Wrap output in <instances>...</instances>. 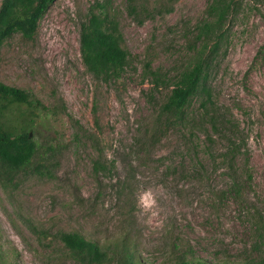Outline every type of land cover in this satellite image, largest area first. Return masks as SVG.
Here are the masks:
<instances>
[{"label": "rangeland", "instance_id": "1", "mask_svg": "<svg viewBox=\"0 0 264 264\" xmlns=\"http://www.w3.org/2000/svg\"><path fill=\"white\" fill-rule=\"evenodd\" d=\"M96 1L54 0L31 39L14 33L0 48V82L34 102L32 112L12 106L5 115L28 123L36 143L21 169L0 164V264H80L59 234L103 242L121 211L129 213L137 255L150 264H172L174 243L211 264L253 260L250 223L254 213L264 215V0H241L208 75L244 137L233 174L238 194L227 189V142L216 140L210 153L187 149L177 124L164 125L157 112L169 89L142 79L147 59L174 75L187 24L208 0H139L149 11L141 23L127 0H110L130 61L108 80L95 78L80 55L81 22ZM97 157L112 165L110 173H94ZM146 190L157 202L151 220L137 206Z\"/></svg>", "mask_w": 264, "mask_h": 264}, {"label": "trees", "instance_id": "2", "mask_svg": "<svg viewBox=\"0 0 264 264\" xmlns=\"http://www.w3.org/2000/svg\"><path fill=\"white\" fill-rule=\"evenodd\" d=\"M53 1L0 0V48L14 33L31 39L39 19ZM240 2L208 0L202 16L195 23L187 24L185 58L174 75L168 70L153 67L148 59L142 64V79H149L153 89H169L157 112L165 118L164 125L177 124L187 149L202 148L210 153L215 150L216 140L227 142L221 157L231 172L227 189L233 194L240 190V182L233 174L237 157L242 155L244 137L229 110L217 103L208 75L221 46L228 42L227 25ZM110 9V0L94 2L80 29L82 62L95 78L102 80L118 77L130 61L117 19ZM126 10L138 23L142 22L140 15L149 12L139 0H127ZM12 106L32 112L34 102L26 90L0 82V164L16 170L30 162L36 143L29 136L27 129L31 128L28 123L13 124V120L5 115ZM200 134L204 140L199 142ZM112 168L99 157L92 162L96 175H106ZM118 192L120 194L122 190L118 189ZM121 203L117 205L119 210L125 208V202ZM120 216L113 237L103 242L88 239L78 231L61 232L59 238L80 264H150L143 261L139 253L137 255L138 251L133 246L129 213L121 211ZM250 228L258 255L245 264H264V215L261 212L253 214ZM173 250L172 264H211L199 256L192 257L189 248L181 249L177 243L173 244Z\"/></svg>", "mask_w": 264, "mask_h": 264}, {"label": "clouds", "instance_id": "3", "mask_svg": "<svg viewBox=\"0 0 264 264\" xmlns=\"http://www.w3.org/2000/svg\"><path fill=\"white\" fill-rule=\"evenodd\" d=\"M137 206L142 213L149 215V220L158 214L155 211L157 202L151 190H146L139 196Z\"/></svg>", "mask_w": 264, "mask_h": 264}, {"label": "water", "instance_id": "4", "mask_svg": "<svg viewBox=\"0 0 264 264\" xmlns=\"http://www.w3.org/2000/svg\"><path fill=\"white\" fill-rule=\"evenodd\" d=\"M29 136H30V133H29Z\"/></svg>", "mask_w": 264, "mask_h": 264}]
</instances>
